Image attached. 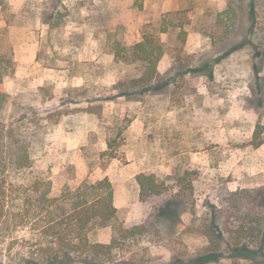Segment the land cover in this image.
Wrapping results in <instances>:
<instances>
[{"label":"rangeland","instance_id":"rangeland-1","mask_svg":"<svg viewBox=\"0 0 264 264\" xmlns=\"http://www.w3.org/2000/svg\"><path fill=\"white\" fill-rule=\"evenodd\" d=\"M171 2L167 9L168 0H0L6 24L0 26L6 69L0 89L11 97L0 117L21 115L11 105L19 94L35 117L60 108L63 113L39 132L31 176L50 179L52 195L64 183L75 188L105 176L126 200L118 220L126 228L144 225L121 238L105 264L192 258L207 244L203 227L224 189L252 190L264 222V0ZM223 3L234 6L237 19L221 40L214 21ZM163 17L176 25L159 34L166 48L157 65L163 80L157 89L125 99L116 83L135 67L114 58V49L157 30ZM179 26L200 33L197 48L185 50L193 59L182 67L171 63L181 44ZM258 132L262 143L255 146ZM185 170L195 176L192 190L178 181ZM140 172L164 179L169 190L138 200L134 176ZM96 232L89 233L92 240ZM40 240L28 224L17 226L0 237V264L41 257ZM221 252L222 264L264 263L260 255L255 261L229 258L224 245Z\"/></svg>","mask_w":264,"mask_h":264},{"label":"trees","instance_id":"trees-1","mask_svg":"<svg viewBox=\"0 0 264 264\" xmlns=\"http://www.w3.org/2000/svg\"><path fill=\"white\" fill-rule=\"evenodd\" d=\"M236 19V10L231 4L216 13L214 23L217 29H221V40L233 33ZM169 25L176 26L171 19L163 17L157 30H144L140 40L121 48L114 44V58L135 67L132 75H126L116 83L120 96L133 99L159 87L158 82L163 79L157 65L166 52L159 34L168 32ZM179 29L181 44L177 54L171 57V63L182 67L193 58L183 48L187 31L181 26ZM2 60L0 57V84L6 74ZM45 89L40 86L39 91ZM10 98L0 89V112ZM22 98L21 94L16 95L11 104L17 111L21 110L18 118L13 116L5 120L0 117V237L7 236L21 224H28L41 237L39 250L44 252L41 257L28 261L29 264H105L113 259L112 252L119 240L141 231L144 225L126 228L118 220L119 210L113 204V186L107 177L96 182L83 180L75 188L64 183L61 192L52 195L50 179L31 176L39 132L55 126L63 113L60 108L44 117H35L31 106L19 102ZM253 142L255 146L262 143L259 132L254 134ZM107 145L111 147L110 139ZM109 156L115 155L110 152ZM194 178L192 171L185 170L178 181L192 190ZM134 179L140 201L163 197L169 190L165 180L152 172L137 173ZM218 198L213 217L203 227L207 244L192 258L178 260L177 264H222L219 260L223 245L229 251V258L255 261L259 255L264 257V222L257 195L250 189L236 188L224 189ZM105 226L112 230L108 243L89 237L91 231ZM256 262L264 264L263 261Z\"/></svg>","mask_w":264,"mask_h":264},{"label":"crops","instance_id":"crops-1","mask_svg":"<svg viewBox=\"0 0 264 264\" xmlns=\"http://www.w3.org/2000/svg\"><path fill=\"white\" fill-rule=\"evenodd\" d=\"M168 4H169V7L167 9H170L172 7L171 0H168ZM224 7H225V3L222 4V6L219 8V10H223ZM0 26H6V24L2 23L0 21ZM199 36H200V33H198V32L197 33L188 32V34L186 35V39H185L184 45H183L184 50H186L187 52L194 51L197 48L198 44L200 43ZM195 39H198V40L195 41ZM165 56H166V53H164L162 55L161 59H163ZM103 177H105V176H103ZM103 177H101V179ZM137 196H138V193H137ZM113 204L118 210H119L120 207H123V206H125L124 204H126L125 198L123 196L117 194V190L115 188L113 190ZM96 231H97L96 232L97 238L94 239V241H98V242H102V243H108L110 241L111 236H112V230H111L110 226H105V227L98 228V229H96Z\"/></svg>","mask_w":264,"mask_h":264}]
</instances>
